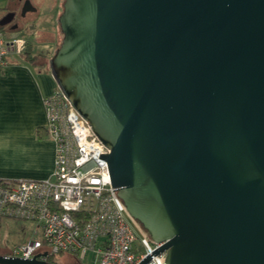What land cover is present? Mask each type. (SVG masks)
<instances>
[{"label": "water", "instance_id": "95a60500", "mask_svg": "<svg viewBox=\"0 0 264 264\" xmlns=\"http://www.w3.org/2000/svg\"><path fill=\"white\" fill-rule=\"evenodd\" d=\"M57 23L49 71L160 264H264V0H63Z\"/></svg>", "mask_w": 264, "mask_h": 264}, {"label": "built area", "instance_id": "2783aa9c", "mask_svg": "<svg viewBox=\"0 0 264 264\" xmlns=\"http://www.w3.org/2000/svg\"><path fill=\"white\" fill-rule=\"evenodd\" d=\"M26 40L0 33V66L21 55ZM46 130L54 142L51 174L42 179L0 177V214L35 223L40 237L14 247L7 256L48 260L69 253L91 264H160L153 242L112 192L108 149L56 88L44 96ZM45 253V255H43Z\"/></svg>", "mask_w": 264, "mask_h": 264}, {"label": "crops", "instance_id": "0c3cea01", "mask_svg": "<svg viewBox=\"0 0 264 264\" xmlns=\"http://www.w3.org/2000/svg\"><path fill=\"white\" fill-rule=\"evenodd\" d=\"M63 0H0V11L32 6L22 24H10L30 44V56L9 54L0 66V177L42 179L51 174L54 142L46 130L44 96L57 85L48 60L58 44L56 16ZM15 5L14 7H11ZM46 8L41 11V8ZM20 26H22L20 28ZM18 27L20 29H18ZM24 29V30H23ZM23 30L24 34H18ZM21 31V32H23ZM11 34L5 36L13 37Z\"/></svg>", "mask_w": 264, "mask_h": 264}, {"label": "rangeland", "instance_id": "374dc122", "mask_svg": "<svg viewBox=\"0 0 264 264\" xmlns=\"http://www.w3.org/2000/svg\"><path fill=\"white\" fill-rule=\"evenodd\" d=\"M60 4L62 6V2ZM14 6L15 5H12L11 7H14ZM45 9L42 7L41 11H44ZM15 10H16V14L13 20L10 23L4 25V27L1 28L0 30L1 35L4 37L7 36L8 34H11V36H13L14 34L18 32V31H14L15 29H10L9 27L11 26L10 24L13 25L15 23H18V24L23 23V18L22 16L20 17L21 8H18V9L16 8ZM7 12L8 10H6V12L5 10L0 11V18L4 16ZM58 16L59 15L56 16V24H57V32H58L56 44H59L62 38V34L60 33L59 26L57 23ZM21 27L22 26H20V28ZM20 28L18 27V29ZM23 30H20L19 31L20 33L18 34H24ZM35 227H36L35 223L29 220L0 214V254L7 255L17 245L22 244L30 239L39 238L40 234L34 233ZM52 260L56 264H91L90 258L87 257L85 260L81 262L77 260L75 256L69 253L56 254L52 257Z\"/></svg>", "mask_w": 264, "mask_h": 264}, {"label": "trees", "instance_id": "16d2710c", "mask_svg": "<svg viewBox=\"0 0 264 264\" xmlns=\"http://www.w3.org/2000/svg\"><path fill=\"white\" fill-rule=\"evenodd\" d=\"M11 10V9H10ZM4 26H0V30H1V28H3ZM59 45V44H58ZM57 45V46H58ZM24 54H26V60H28V61H33L34 60V56L33 57H31L30 56V44L28 43V41H26V44H25V49H24V52L21 54V55H24ZM50 262H52V263H54V261L52 260V258L50 257L49 259H48ZM54 264H56V263H54Z\"/></svg>", "mask_w": 264, "mask_h": 264}, {"label": "flooded vegetation", "instance_id": "af4514ba", "mask_svg": "<svg viewBox=\"0 0 264 264\" xmlns=\"http://www.w3.org/2000/svg\"><path fill=\"white\" fill-rule=\"evenodd\" d=\"M9 11H12V12H14V16H15V14H16V10H15V8H13V9H9ZM14 18V17H13ZM13 20V19H12Z\"/></svg>", "mask_w": 264, "mask_h": 264}]
</instances>
